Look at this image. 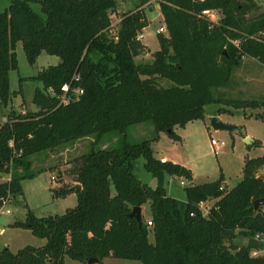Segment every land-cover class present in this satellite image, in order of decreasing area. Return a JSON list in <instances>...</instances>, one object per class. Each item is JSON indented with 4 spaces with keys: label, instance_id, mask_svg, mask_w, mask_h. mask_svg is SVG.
Masks as SVG:
<instances>
[{
    "label": "trees",
    "instance_id": "trees-1",
    "mask_svg": "<svg viewBox=\"0 0 264 264\" xmlns=\"http://www.w3.org/2000/svg\"><path fill=\"white\" fill-rule=\"evenodd\" d=\"M148 2L140 0L123 13L114 34L110 24L117 0H11L0 12L2 107L11 101L9 72L17 70L18 42L30 65L42 52L60 59L30 78L42 84L32 96L36 110L10 109L0 124V174L10 176L0 182V207L22 194L20 182L27 176L19 171L29 169L32 155L87 137L94 145L119 136L117 146H91L71 160L68 173L81 190L59 188L54 196L75 193L74 208L48 217L26 209L24 219L11 224L44 245L16 253L5 248L0 264H63L65 256L81 264L108 257L141 264H264V254L257 255L264 249V214L261 206L253 207L264 198V155L244 161L242 179L233 188L224 190L220 176L184 187L185 201H180L167 195L164 178L190 181V170L155 159L149 141L126 138L130 126L150 122L156 132L179 140L174 128L204 120L205 107L214 104L260 108L256 118L264 121V102L214 95L229 85L243 58L264 66V6L255 0H158L166 35L157 34L159 49L151 62L137 63V56L148 53L137 39L148 26L141 7ZM30 3L40 4L45 17ZM206 10L219 12V21L210 22ZM64 85L67 93L61 91ZM224 113L231 114L219 108L212 115ZM139 157L156 181L154 188L134 173ZM208 201L213 204L204 216L199 206ZM146 203L152 226L142 219L139 227L129 213ZM238 237L246 244L235 246Z\"/></svg>",
    "mask_w": 264,
    "mask_h": 264
},
{
    "label": "rangeland",
    "instance_id": "rangeland-1",
    "mask_svg": "<svg viewBox=\"0 0 264 264\" xmlns=\"http://www.w3.org/2000/svg\"><path fill=\"white\" fill-rule=\"evenodd\" d=\"M259 7L264 6V0H255ZM11 0H0V12L9 7ZM32 10L44 18L40 4L30 3ZM140 6V0H117L116 9L111 15L110 31L114 34L118 29V23L123 13L134 10ZM146 15L148 26L138 35H142V43L146 46L148 53H144L135 58L137 63L151 62L152 56L159 49L157 39L158 28L163 25L162 16L159 12L158 0H149L141 6ZM220 19V14L218 12ZM218 19V21H219ZM217 21V22H218ZM166 35V32L162 33ZM17 61V70L9 72V89L12 93L9 106L6 108L0 105V124L10 109L15 113L20 111L32 112L36 108L32 104L33 92L36 88H41L42 84L32 81L30 78L35 76L43 69L57 65L60 59L42 52L35 63L30 65L25 57L22 44L18 42L14 49ZM22 79V81H20ZM163 86L169 85L166 80L160 81ZM73 94L76 95L74 92ZM214 95L220 98L232 100H249L264 102V66L244 58L239 67L232 75L229 85L225 88L214 90ZM219 108H225L231 114L220 115L223 123L234 127L231 131L213 130L210 127L208 116ZM204 120H194L186 123L182 127H175L174 132L179 140H173L166 133L156 132L150 122L132 125L126 131V138L129 142L149 141L152 155L155 159L164 158L168 162H175L189 169L192 174L190 181H185L181 186L180 178H164V188L166 192L175 199L184 196V187L200 185L216 181L223 177L224 190L233 188L242 179V168L246 159H253L264 155V121L256 118L262 109H233L223 105H209L205 107ZM117 135L106 136L99 143L93 144L94 138L87 137L77 141L63 144L53 150L42 151L30 157L31 165L28 170H21V175L27 177L20 182L22 194L17 196L5 207L10 211L9 214L0 213V251L7 248L12 253L25 247H41L45 241L34 237L28 230L13 228L11 224L15 221H22L25 217L26 209L31 210L37 217H48L61 215L65 211L76 206V195L67 194L66 196H54V192L59 188L71 186L72 177L69 175L70 162L77 156L87 153L91 146L95 149L117 146ZM250 142H246V139ZM211 139L223 145L217 149L211 145ZM134 173L143 184L154 188L156 181L144 169V159L139 157L134 163ZM260 169L257 175H262ZM8 174H0V182L5 180ZM53 177V178H52ZM68 184V185H66ZM114 194V191L111 190ZM212 202L204 203L203 210L212 206ZM264 214V204L261 206ZM142 219L150 220L149 203L143 205ZM149 242L153 243V236L149 234ZM264 246V236L260 238ZM237 247L246 244V239L238 237L233 241ZM264 249L257 255H263ZM121 264L129 261H120ZM138 263V262H137ZM63 264H81L72 261L68 257L63 258ZM140 264V263H138Z\"/></svg>",
    "mask_w": 264,
    "mask_h": 264
},
{
    "label": "built area",
    "instance_id": "built-area-1",
    "mask_svg": "<svg viewBox=\"0 0 264 264\" xmlns=\"http://www.w3.org/2000/svg\"><path fill=\"white\" fill-rule=\"evenodd\" d=\"M203 15L210 21V22H212V23H216L217 21H218V19H219V16H218V12L217 11H214V10H206V11H203ZM165 32V27L162 25V26H160L159 28H158V33H164ZM143 38V36L142 35H138L137 36V39L138 40H141ZM68 85H64V86H62L61 87V91L63 92V93H67L68 92ZM76 94H78V93H80L79 91H77V90H75L74 91ZM64 99H65V97L63 96L62 98H61V100H63L64 101ZM3 122H5V118L3 119V121H2V123ZM10 145H12V143L10 142ZM211 145H213L214 147H215V149H217V146H219V145H223V143L222 142H220V143H218L216 140H214V139H211ZM159 161L161 162V163H164V162H166L164 159H159ZM53 178V177H52ZM9 180V179H8ZM179 184L181 185V186H184L185 185V181H183V180H181L180 182H179ZM9 204V201L6 199V200H3V202H2V205H1V207H0V213H5V214H9L10 213V211L8 210V209H5V207L7 206ZM203 205H204V203H201L200 204V206H199V209L201 210V212H202V214L204 215V216H206L207 215V212H208V208H206L207 209V212L205 213L204 212V210H203ZM146 225L148 226V227H150V226H152V224H151V222L150 221H147L146 222ZM3 232V230H0V235H1V233ZM254 254H256V253H254Z\"/></svg>",
    "mask_w": 264,
    "mask_h": 264
},
{
    "label": "water",
    "instance_id": "water-1",
    "mask_svg": "<svg viewBox=\"0 0 264 264\" xmlns=\"http://www.w3.org/2000/svg\"><path fill=\"white\" fill-rule=\"evenodd\" d=\"M208 121L210 123V127L213 130H227V131H231L232 129H234L233 126L225 124L221 121V119L218 116H211L208 118ZM246 142H250V139H246ZM72 190L74 191H80L81 187L80 185H75ZM264 204V198L255 200L253 202V207L254 209H257L259 206H262ZM129 217L134 218L136 220V222L138 223V226L141 227L142 226V217H141V208L140 207H134L132 209V211L129 213ZM99 260L96 258H88L87 259V264H96L98 263Z\"/></svg>",
    "mask_w": 264,
    "mask_h": 264
},
{
    "label": "crops",
    "instance_id": "crops-1",
    "mask_svg": "<svg viewBox=\"0 0 264 264\" xmlns=\"http://www.w3.org/2000/svg\"><path fill=\"white\" fill-rule=\"evenodd\" d=\"M141 42H142V40H141ZM143 44V43H142ZM144 45V44H143ZM145 46V45H144ZM146 47V46H145ZM244 59V58H243ZM242 59V60H243ZM252 60V59H251ZM254 61V60H253ZM208 117H210V116H208ZM219 118H220V115L218 116ZM5 118V117H4ZM3 118V119H4ZM2 119V120H3ZM161 159V158H160ZM162 159H164V158H162ZM165 161H167L166 159H164ZM172 163H175V162H172ZM10 178V176L8 175V177L5 179V180H3V181H8V179ZM171 178H174V177H171ZM176 178V177H175ZM65 183V182H64ZM66 184V183H65ZM69 184H71V186H69L68 188H73L75 185H77V183H75V182H71V180H70V182H69ZM66 185H68V184H66ZM224 186H226V184L224 183ZM71 194H74V193H69V195H71ZM167 195L168 196H170V197H172L170 194H169V192L167 193ZM173 198V197H172ZM177 200H180V201H185V196H183L182 198H178ZM210 202V201H209ZM212 203H213V201H211ZM142 210H143V207L141 208V217H142ZM18 251V250H17ZM120 261H122V260H120V259H114V258H110V257H108V258H105V259H103L102 260V262H98V263H96V264H121L122 262H120ZM124 261H129V260H124ZM138 261H129V262H124V264H138V263H140V262H138ZM141 264V263H140Z\"/></svg>",
    "mask_w": 264,
    "mask_h": 264
}]
</instances>
